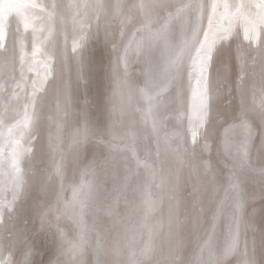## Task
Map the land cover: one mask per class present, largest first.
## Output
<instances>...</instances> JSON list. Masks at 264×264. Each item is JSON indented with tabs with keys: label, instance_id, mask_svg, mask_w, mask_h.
I'll return each instance as SVG.
<instances>
[{
	"label": "rangeland",
	"instance_id": "1",
	"mask_svg": "<svg viewBox=\"0 0 264 264\" xmlns=\"http://www.w3.org/2000/svg\"><path fill=\"white\" fill-rule=\"evenodd\" d=\"M167 1L169 0H163L164 3H167ZM37 2L51 3L53 0H37ZM75 2L83 5L85 3H91L92 0H75ZM115 2L116 0H112L113 4H115ZM120 2L122 8L119 14H117L114 9H109L107 13L101 12L99 21L94 19L90 10L83 8L80 10L81 16L83 11H89V17H91L85 20L86 23L90 24V28L88 29L89 38L82 51L78 50L73 53L71 48L73 38L76 35V28L71 21V17L74 14V10L69 9L67 6L69 3L65 0H55V3L58 5L55 30L53 36L45 45V49L51 51L53 54L52 63L55 71L52 78L45 86V93L40 94L42 97V107L41 118L35 130L36 139L32 141L31 146L33 151L22 163V168H24L25 171L30 167L52 171L53 156L55 155L56 159L59 160L62 153L63 177H57L54 173L52 174L51 179L48 181L49 194L46 198L43 197L42 193L36 192L34 187H30L29 196L24 197L22 200H18L13 206V211L11 213L7 212V210L5 211L4 219L0 222V247L3 248L5 255L14 251L13 249L15 247L13 246L16 244H20L26 238H31L32 234H37L38 238H41H39V242H44L42 243L43 254L41 255L43 257L40 258L41 262L38 261V264H95V261L92 259H96L95 241L99 238V240H101L100 242H102L101 245L104 252H101V259L103 258L102 256H105L104 258L106 259L102 260H106V264H108L107 262H109V259L110 264H128L127 258H129L130 252L132 250L139 251L145 242L148 243L150 240L152 247L150 264H167L166 258L169 253L175 249L177 243L175 229L173 228L170 232V209L175 205V201L170 199L171 189L174 185L178 184L179 188L182 190V194H186L193 190V185L198 182L202 184L205 180L203 172L200 169L202 161L208 162L217 170L226 169L227 167L224 157L218 150V146L223 138L224 129L228 127V124L233 122L231 116L234 110H238L240 104V97L235 89V83L240 69L239 63L235 58L234 48L232 50V55L227 58V63L230 64V67L226 66L223 69L228 76L229 85L225 86V91L214 101L215 111L224 113L225 116H222L219 121L214 122L211 126H206L205 131L208 133L209 137L207 142L210 147L208 150L203 151V153H201V147L204 144L203 136L198 138L196 145H192L190 137L187 136L179 142L181 146H185L188 149L184 163H181L176 153L172 151V148L176 147V142L173 141L171 146H169L164 140L165 132L171 133L179 131L183 135L186 133L187 129L186 119H178V113L186 110L187 107V97L189 94L187 64L189 62V56L194 53L191 48L186 49L182 53L180 61L183 71V79L180 85L181 103H176L174 101L176 88L175 85L172 84L170 85L171 87L169 86L170 88H168L167 92L157 98L152 110L153 116L158 121H163L164 123V130L161 131L159 139V156H156L157 140L152 134V120L149 119L146 123L144 119L147 111V104H145V101L142 103L134 101L132 97V87L130 86L132 82L139 83L140 88L145 87V81H152L155 84L163 83L166 78L164 74V65L166 59L171 56L170 54L172 51L161 47V37L154 42L156 47L153 46L152 48L153 52L151 53L148 65L144 63L145 58L143 56L137 58L134 51L130 50V52L133 53H130L129 60L127 59V64H129V66L127 65V69H129L127 70V76L125 77L123 74L124 66L122 71L117 67L114 69L116 66L114 62L115 51L117 49V44H119L122 39L120 34L121 30H123L125 34V29L130 26L132 21H134L132 25L135 23L140 25V23L146 19L145 15H143L144 13L141 12L139 7H136L141 3V0H120ZM143 2L148 3L149 0H143ZM183 2H188V0H183ZM228 2L237 5L243 3V11L245 15L250 18L257 16L260 12L256 0H228ZM173 3V5L179 4L181 0ZM171 9L174 10V8ZM164 14L166 13L161 12L160 16L150 15L148 19H151L154 27L159 26V24L163 23V19H160V17H166ZM61 16L64 17L63 24L60 21ZM204 23L206 26V20ZM136 24L135 26L138 27L139 25ZM132 25L131 27L133 28ZM237 31L242 33L239 22L237 24ZM127 32L125 37L127 36ZM139 36L140 34H137V39H139ZM19 40H23L25 51L30 54L32 46L31 31L24 32L21 27L19 33L15 32V21H13L9 28V34L5 40V49H0V84L4 85L3 90H0V113L3 114L5 120L6 127L3 128L5 138L8 136V127H11L15 124L16 120L20 118L19 113L22 111L23 98L27 92L31 91L30 81L34 76V73L25 70L27 82L22 85L24 91L21 92L19 89H16L18 97L12 98L13 85L21 79L18 47ZM113 45L116 46L115 50L113 49ZM66 46H68V49ZM133 46V48H135V43ZM181 46L175 54V57L180 53ZM242 54L245 56L243 88L246 104L250 109H255L254 112L250 113L249 124L255 133V141L259 144L260 135L264 132V126L261 125L256 114L261 110L262 103H264V97L261 96L260 91L264 88V43L258 46L257 50L253 52L249 50L247 43L244 42ZM133 58H135V60ZM81 60L83 63V76L87 79L86 87L84 85V80L81 79L80 73L78 72V62ZM132 60L134 62H131ZM128 61L130 63H128ZM152 62L156 63V65ZM229 86L232 87V92L230 94L227 92ZM85 97L90 102L89 117L92 121H95L98 115V105H102L106 109H114V111L112 113V118L106 120L102 137L93 139L92 143L89 144L87 158H84L83 155L77 158L73 152L74 138L76 128L80 126L79 112ZM65 98L69 100L67 106L65 105ZM66 108L68 115L64 116ZM225 119H227V123H225ZM236 123L239 122L236 121ZM113 124L116 126L110 128L109 125ZM221 124H223V127H220ZM123 125L124 129H126L125 131L123 130ZM118 127L121 128V130ZM58 129L60 134L59 140L56 139ZM118 132L122 133V136L120 133L118 134ZM127 133H131L132 135L130 134L131 136H127ZM13 134L15 135V130ZM135 134L136 136L138 135V137H136ZM242 136V130L237 129L233 135V139L239 141L242 139ZM100 139L103 140V143L99 142ZM108 141L112 142L111 146L108 144ZM50 142L59 144L60 152L53 153L49 147ZM126 145H132L134 147L136 153L135 157H133L131 151L126 150ZM8 151L9 149L5 147V158L8 155ZM93 154H95L97 166L94 171L89 170L85 173V166L93 159ZM136 158L152 164L153 167L157 169L158 173L157 179L150 191L153 198L159 201V206L156 211L152 213L147 222V228L141 226L143 224L144 213L142 212L140 193L133 190L136 184L135 177L128 183L127 188L119 191V200L114 199L117 194L111 191L114 183L112 179L114 173L117 176L115 183L119 186L123 183V177L128 174L126 169L136 172L144 171L143 166L137 168L135 163ZM29 160L34 161V164H30ZM105 161H108V163H105ZM82 173H84L83 178L85 180H90L93 183V196L88 201L82 214L80 213L79 206H77L75 209L69 208L67 212L61 216L59 221L60 229L63 232V241H61L59 236L54 237L53 235L55 228L49 231L41 229L40 220L36 214L37 203L39 200L41 206H43L46 199L48 204L55 206L57 196L59 195L61 202L58 207L62 209L65 203L72 200V189L75 185L80 183ZM162 176L163 178L161 180ZM29 182L31 183L30 177ZM61 183H63V190H61ZM163 183L164 187L161 186ZM217 187L219 191L216 192L214 198L206 194L203 199L201 207L206 210V216L202 217L201 227L198 231L192 232L190 229H186L181 233V235L185 237L186 241L184 240V243L189 252V257L196 249L195 244L198 235L203 232L205 227H208L206 220L210 218L212 210H214L217 203L226 196L225 189L228 187L227 182L221 179ZM0 190H2L0 191V199L11 200L12 192L7 176V161H5L3 165H0ZM262 205H264V201H261L259 198L253 202V206L256 208H260ZM108 206H111V212H109ZM180 211L183 213L182 207ZM52 215H56L55 211ZM10 216L13 218L10 219ZM183 218V215H181V219ZM148 228H151L153 231L151 237H149ZM219 228L220 222H217V230H219ZM142 234L143 236L140 237ZM144 234L146 235L144 236ZM81 235H83V242L81 241ZM115 236L117 239L114 238ZM123 236H125V238ZM132 236L135 237V239H133ZM104 238L109 239L108 241L106 239L103 243ZM247 238L251 242L253 238L251 232L247 234ZM112 239H114L113 243L111 242ZM131 239L133 241L135 240V243L133 241L129 242ZM256 239L258 242L259 235H257ZM61 243H63V255L58 250ZM131 243L134 244V247L131 246ZM125 245L127 248L122 247ZM117 247H119L120 250H125L120 251V254L117 255L115 251ZM126 249L128 253H126ZM106 250L108 252L107 254ZM92 252L93 256L95 255L94 258L91 256ZM12 255L14 258V252ZM118 256L119 258H117ZM122 256L124 258H122ZM115 260L116 263H114ZM120 260H124L126 263ZM226 264H239V262L237 258L230 257Z\"/></svg>",
	"mask_w": 264,
	"mask_h": 264
},
{
	"label": "snow or ice",
	"instance_id": "2",
	"mask_svg": "<svg viewBox=\"0 0 264 264\" xmlns=\"http://www.w3.org/2000/svg\"><path fill=\"white\" fill-rule=\"evenodd\" d=\"M260 12L255 17H248L243 11L244 4L237 5L229 3L228 0H188L176 5H169L163 0H149L146 4L141 0L137 5L146 19L137 27L133 25L127 38L124 40L121 50L117 56V64L124 66V76H127V56L130 50L135 52L137 58L143 56L144 63L149 62L154 42L159 40L167 31L168 24L174 18L183 16L187 11L194 12L193 19L186 23L189 24L188 32L190 33L182 42L180 53L174 57L165 68L166 78L163 83L155 84L152 81H146L145 87L140 88L139 92L147 104L145 113V122L152 120V134L157 140V156H159V139L160 133L164 130L163 121H158L152 114L154 104L158 97L168 91L170 85L174 84L176 88L174 101L181 103L180 85L183 79L181 68L182 53L191 48L194 54L189 56L187 64V82L189 94L187 97L186 110L178 113V119L187 121L185 134L176 132H165L164 140L171 146L173 141L176 147L172 151L176 153L181 163L185 162L188 149L179 143L185 138L190 137L192 145H196L198 138L204 137V144L201 147V153L209 149L208 133L205 131L206 126H211L214 122L225 116L224 113L215 111L214 101L225 91V86L229 85V79L224 72V67H230L227 58L235 50V58L239 63V74L235 83V89L240 97L238 110H234L231 124L224 129V135L218 150L226 162V169L217 170L208 162L202 161L200 169L205 177L204 182L193 185V190L182 194L179 185H174L171 189L170 199L175 201V205L170 209V232L175 229L177 236L176 247L166 258L167 264H226L230 257L237 258L239 264H264V205L260 208L253 206V202L259 198L264 201V132L261 133L259 144L255 141V133L249 124L250 113L254 108H249L246 104L243 81L245 76V56L242 54L243 44L247 43L249 50L256 51L258 46L264 43V0H256ZM69 9L74 10L71 21L76 28V35L72 42L73 53L83 50L85 43L89 38L90 24L86 19H90L89 11L80 10L88 9L96 21H99L101 12L107 13L109 9H114L117 14L120 13L122 4L116 0H92L91 3L80 4L75 0H70ZM174 8V11H169ZM58 5L55 0L51 3L37 2V0H0V49H5V40L9 34V28L15 21V31L19 33L21 27L24 32L31 31L32 46L31 53L25 51L23 40L18 41L19 59L21 68V79L13 85L12 98H17L16 89L24 91L22 86L26 83L25 70L34 73L30 81L31 91L27 92L23 98L22 111L19 113V119L15 124L8 127V136L5 138L3 128L6 127L4 116L0 113V165L7 161V176L10 182L12 192L11 200L0 199V222L3 221L5 211L11 213L13 206L18 200L30 195V187H34L36 192L42 193L46 198L49 194L48 181L54 173L57 177H63V155L57 160L53 156L52 171L48 169H35L30 167L27 171L22 168V163L32 153V141L36 139L35 130L41 118L42 97L40 94L45 93V86L54 74L53 54L45 49V45L53 36L55 22L57 19ZM161 12L166 13V17H161L163 23L159 26H153L151 20L147 19L149 15L160 16ZM206 20V26H205ZM64 23V17H60ZM240 23L242 33L237 31V24ZM121 37L124 32L121 30ZM137 34H140L137 39ZM242 35V41H241ZM107 39V34H106ZM135 48L133 49V44ZM113 49L116 46L113 45ZM78 72L81 79L84 80L85 87L87 79L83 76L82 60L78 62ZM4 85L0 84V90ZM261 96L264 97V88L261 90ZM228 94L232 92V87L227 88ZM254 95V94H253ZM69 100L65 98L67 106ZM90 102L85 97L79 112L80 126L76 128L74 138L73 152L77 158L82 155L87 158L89 144L93 139L102 137L106 120L112 118L114 109H106L102 105L97 106L98 115L95 121L89 117ZM107 112V115H106ZM67 108L64 116H67ZM264 126V103L261 110L256 114ZM167 119V118H165ZM238 121L239 123H236ZM227 123V119H225ZM116 126L115 124L109 127ZM223 127V124L220 125ZM237 129L242 130L243 136L239 141L233 139ZM15 130V135L13 134ZM59 129L56 139L59 140ZM51 140V138H50ZM103 143V140H99ZM111 141L108 144L111 146ZM9 149L8 155L4 157V149ZM50 150L53 153L60 152V146L57 143L50 142ZM126 150L136 156L135 149L132 145H126ZM30 164L34 161L29 160ZM108 163V161H105ZM137 168L143 166V172H136L126 169L128 173L123 177V183L119 186L115 183L117 176L114 173L112 192L117 195L114 199L119 200V191L127 188L128 183L135 177L136 184L134 191L140 193L141 205L143 209V226H147L152 213L159 206V201L153 198L150 191L157 179V169L147 161L139 158L135 159ZM96 158L85 166V173L89 170L94 171L96 167ZM223 174V175H222ZM81 174L80 183L72 189L73 196L70 202L64 204L61 209L58 205L61 202L57 196L56 205L48 204L46 199L41 206L39 200L37 203L36 214L40 220L42 230L49 231L55 228L54 237L59 236L63 241V232L60 229L59 221L63 214L69 208L75 209L79 206L82 214L88 201L93 196V183L83 178ZM29 177L30 181L29 182ZM258 177V180H257ZM227 182L228 187L225 189L226 196L220 200L216 208L212 210L210 218L206 220L208 227L198 235L196 240V250L198 255L195 260L189 258V252L184 243L185 237L181 233L190 229L192 232L198 231L201 227L202 217L206 216V210L201 207L206 194L215 197L219 191L217 187L220 180ZM63 190V183H61ZM2 191V190H0ZM230 197V199H229ZM227 201V202H226ZM127 202V201H126ZM183 208V213L180 209ZM111 212V206H108ZM55 211L56 215L52 213ZM183 215V219H181ZM10 219L13 217H9ZM217 222L221 227L217 230ZM211 229V230H210ZM83 231V230H82ZM252 233L251 242L247 234ZM152 229L149 228V237ZM257 235L259 241L257 242ZM135 239V237H133ZM83 242V235H81ZM126 246V245H125ZM75 247V246H74ZM63 255V243L58 249ZM102 245L100 240L96 243V260L95 264H105L101 259ZM152 247L150 240L145 243L139 251H131L128 258V264H150ZM205 253H207L205 257ZM116 254H120L117 248ZM38 255L37 249L31 244H25L20 250L18 257L14 260L11 253L4 254L3 248L0 247V264H36L35 257Z\"/></svg>",
	"mask_w": 264,
	"mask_h": 264
},
{
	"label": "bare ground",
	"instance_id": "3",
	"mask_svg": "<svg viewBox=\"0 0 264 264\" xmlns=\"http://www.w3.org/2000/svg\"><path fill=\"white\" fill-rule=\"evenodd\" d=\"M61 1V0H60ZM66 2H70V0H65ZM78 1H80V0H78ZM176 1H179V0H169V1H167V3L166 4H171V5H173L174 3L173 2H176ZM61 3V2H60ZM62 3H63V1H62ZM67 3V4H68ZM147 4V3H146ZM64 5H65V3H64ZM61 6V5H60ZM68 6V5H67ZM62 7V6H61ZM65 7V6H64ZM133 7H135V6H133ZM137 7V6H136ZM135 7V8H136ZM68 8V7H67ZM133 9V8H132ZM132 9H131V11H132ZM171 9V8H170ZM169 11H174L173 9H171V10H169ZM132 15V14H131ZM144 15V14H143ZM164 15H166V14H164ZM129 16V15H128ZM150 16V15H149ZM133 17V16H132ZM137 17H139V16H137ZM193 17H194V12L192 11V10H189V11H187L183 16H181V17H177V18H174V19H172L171 21H170V23L168 24V27H167V31L163 34V36H162V40H161V42L160 43H162L161 44V47H164V48H166V49H169V50H171L172 51V53L170 54L171 56L168 58V59H166V63H165V65H164V74L166 75V73H165V68H166V66L169 64V62L175 57V54L178 52V50H179V48H180V46L182 45V42H183V40L190 34L189 32H188V27H189V24L188 23H186V20L187 21H191L192 19H193ZM149 17H147V19H148ZM151 18V17H150ZM124 19V18H123ZM160 19H161V17H160ZM151 20V19H150ZM154 20V19H153ZM160 21V20H159ZM135 22H137V21H135ZM134 23V21H132L131 22V24H130V26H128L125 30V34H126V32H127V36L129 35V33H130V31L132 30V27H131V25ZM136 24V23H135ZM134 24V25H135ZM125 25V24H124ZM136 25H139V24H136ZM122 26V25H121ZM133 26V25H132ZM74 27V26H73ZM130 28H131V30H130ZM16 32V31H15ZM125 34H124V37L120 40V43L119 44H117V49H116V51H115V55H114V62H115V68L114 69H116V67L119 69V70H123V65H118L117 64V56H118V53L120 52V50H121V47H122V44H123V42H124V40L127 38V36L125 37ZM16 35V34H15ZM120 37V36H119ZM119 39V38H118ZM118 41V40H117ZM115 44H116V42H115ZM134 45V44H133ZM160 45V44H159ZM155 46V45H154ZM134 47V46H133ZM156 47V46H155ZM62 49V48H61ZM68 49V48H67ZM134 49V48H133ZM156 49V48H155ZM154 49V50H155ZM111 52V51H110ZM153 52V51H152ZM155 52V51H154ZM159 52V51H158ZM130 53H133V52H129V54ZM135 53V52H134ZM156 53V52H155ZM162 53V52H161ZM114 54V53H113ZM129 54H128V56H127V59L130 57L129 56ZM131 55V54H130ZM133 55V54H132ZM157 55V54H156ZM70 56V55H69ZM134 57V56H133ZM156 57V56H155ZM159 57V56H158ZM135 58H136V56H135ZM135 58H133L134 60H135ZM132 59V58H131ZM130 59V60H131ZM158 59V58H157ZM129 60V59H128ZM137 60V59H136ZM150 60V59H149ZM155 60V59H154ZM159 60V59H158ZM157 60V61H158ZM186 60V59H185ZM231 60V59H230ZM140 61V60H139ZM160 61H161V59H160ZM111 62H113V61H111ZM131 62H134L133 60L131 61ZM231 62V61H230ZM65 63V62H64ZM69 63V62H68ZM128 63H130L129 61H128ZM152 63H154V62H152ZM114 64V63H113ZM151 64V63H150ZM155 65H156V63H154ZM64 65V64H63ZM128 66H129V64H127ZM133 65H134V63H133ZM132 65V66H133ZM136 65V64H135ZM139 65V64H138ZM146 65H148V63L146 64ZM153 65V64H152ZM113 66V65H112ZM111 66V67H112ZM62 67V66H61ZM131 67V66H130ZM129 67V68H130ZM135 67V66H134ZM137 67V66H136ZM142 67V66H141ZM233 67V66H232ZM60 68V67H59ZM133 68V67H132ZM131 68V69H132ZM143 68V67H142ZM151 68V67H150ZM146 69H148V68H146ZM127 70H129V69H127ZM152 70V69H151ZM120 71V72H121ZM141 71V70H140ZM145 71V70H144ZM149 72V71H148ZM153 72H155V71H153ZM147 73V72H146ZM226 73V72H225ZM149 74V73H148ZM155 74V73H154ZM157 74V73H156ZM142 78V77H141ZM143 78H145V77H143ZM150 79V78H149ZM141 80H143V79H141ZM141 80H140V82H141ZM147 80V79H146ZM144 82V81H143ZM146 82V81H145ZM126 83V82H125ZM143 85V84H142ZM144 86H145V84H144ZM143 86V87H144ZM130 87H132L131 89H132V92H133V99H134V101L135 102H137V103H142L143 101H144V99L142 98V96H141V94H140V92H139V89H140V85H139V83H134V82H132V84H131V86ZM171 87V86H170ZM169 87V88H170ZM165 93V92H164ZM145 103V102H144ZM146 104V103H145ZM167 104V103H166ZM1 105V104H0ZM131 107V106H130ZM58 109V108H57ZM137 109V108H136ZM53 111V110H52ZM8 116V115H7ZM252 119V118H251ZM75 124V123H74ZM129 124V123H128ZM127 125V124H126ZM129 126V125H128ZM105 128V127H104ZM119 128V127H118ZM128 128V127H127ZM136 128H138V127H136ZM120 130H121V128H119ZM135 129V128H134ZM123 130L125 131L126 129H124V125H123ZM138 130V129H137ZM128 131H129V129H128ZM127 132V131H126ZM130 132H132V131H130ZM120 132H118V134H119ZM124 133V132H123ZM136 133V132H135ZM70 134V133H69ZM121 134V136H122V133H120ZM131 134V133H130ZM129 133H127V136L128 135H130ZM72 135V134H71ZM132 135V134H131ZM130 135V136H131ZM126 136V137H127ZM135 136H136V134H135ZM133 137H134V134H133ZM136 137H138V135L136 136ZM135 137V138H136ZM128 138V137H127ZM137 139V138H136ZM131 140V139H130ZM129 140V141H130ZM236 140V139H235ZM128 141V142H129ZM237 141V140H236ZM111 151V150H110ZM146 151V150H145ZM148 151V150H147ZM215 151V150H214ZM117 154V153H116ZM156 155V154H155ZM154 155V156H155ZM68 156V155H67ZM157 156V155H156ZM213 157V156H212ZM220 157V156H219ZM65 158L67 159V157L65 156ZM70 159V158H69ZM210 159V158H209ZM75 160V159H74ZM225 160V159H224ZM6 161V160H5ZM226 163V162H225ZM71 164V163H70ZM67 165H68V163H67ZM130 165V164H129ZM137 166V165H136ZM224 166V165H223ZM220 167H221V165H220ZM219 167V168H220ZM67 168V167H66ZM72 168V167H71ZM74 169V168H73ZM160 173H161V171H160ZM72 175V174H71ZM121 175V174H120ZM223 175V174H222ZM161 176V175H160ZM159 176V177H160ZM72 177V176H71ZM162 178H163V176L161 177V180H162ZM164 180V179H163ZM165 181V180H164ZM160 182V181H159ZM163 182V181H162ZM161 182V183H162ZM165 183V182H164ZM164 183L161 185V186H163L164 185ZM65 185H67V184H65ZM70 185V184H69ZM159 185V184H158ZM158 187V186H157ZM164 187V186H163ZM160 189H164V188H160ZM160 192V191H159ZM59 193V192H58ZM57 196V195H56ZM66 198H67V196H66ZM229 199H230V197H229ZM227 202V201H226ZM72 210V209H71ZM75 212V211H74ZM73 212V213H74ZM143 212V211H142ZM77 213V212H76ZM165 213V212H164ZM143 214V213H142ZM79 215V214H78ZM157 215V214H156ZM72 216V215H71ZM140 216H141V214H140ZM159 216V215H158ZM65 218V217H64ZM71 218V217H70ZM74 218V217H73ZM76 220V219H75ZM80 221V220H79ZM149 221V220H148ZM117 223V222H116ZM143 223V222H142ZM151 223V222H150ZM22 224V223H21ZM148 225V224H147ZM81 226V225H80ZM142 226V225H141ZM140 226V227H141ZM144 227V226H143ZM146 227V226H145ZM148 227V226H147ZM146 227V228H147ZM220 227H221V225H220ZM81 229H83V228H81ZM107 229V228H106ZM140 229H142V228H140ZM80 230V229H79ZM97 230V229H96ZM99 230H100V228H99ZM143 230V229H142ZM142 230H140V231H142ZM148 230H149V228H148ZM34 231H35V229H34ZM93 231V230H92ZM101 231V230H100ZM105 231V230H104ZM103 231V232H104ZM139 231V230H138ZM106 232H107V230H106ZM153 232V231H152ZM17 233V232H16ZM26 233V232H25ZM28 233V232H27ZM90 233V232H89ZM99 233V232H98ZM102 233V232H101ZM126 233V232H125ZM145 233V232H144ZM148 233V232H147ZM29 234V233H28ZM92 234H93V232H92ZM104 234V233H103ZM114 234V233H113ZM33 235V234H32ZM31 235V238H26L23 242H21L19 245L18 244H16L15 246H13V247H15L13 250L14 251H12V252H10V253H12L13 254V252H14V260L18 257V254H19V252H20V250L24 247V245L27 243V244H31V245H33L36 249H37V251H38V255H36V257H35V261H36V264H38V261H40L41 262V260H40V258L41 257H43V256H41L43 253H42V246H43V244L42 243H44V242H42V243H40L39 242V238H38V236H37V234H34L33 236ZM80 235V234H79ZM139 235H140V233H139ZM146 234H144V236H145ZM96 236V235H95ZM143 236V234L140 236V237H142ZM79 237V236H78ZM86 237V236H85ZM98 237H100V236H98ZM107 237V236H106ZM122 237V236H121ZM124 238H125V236H123ZM128 237H130V236H128ZM21 238V237H20ZM95 238H97V237H95ZM103 238V237H102ZM111 238V237H110ZM114 238H116L117 239V237L115 236ZM132 238H133V236H132ZM138 238V237H137ZM24 239V238H23ZM41 239V238H40ZM99 239V238H98ZM106 239L107 238H104L103 239V243L106 241ZM109 239V238H108ZM108 239H107V241H108ZM115 239V240H116ZM140 239V238H139ZM17 240V239H16ZM84 240H86V239H84ZM113 240L114 239H112L111 240V242L113 243ZM121 240V239H120ZM119 240V241H120ZM122 240H123V238H122ZM127 240V239H126ZM125 240V241H126ZM149 240V239H148ZM87 241H89V240H87ZM86 241V242H87ZM101 241V240H100ZM131 241H133L132 239L129 241V242H131ZM135 241V240H134ZM133 241V242H134ZM138 241V240H137ZM136 241V242H137ZM186 241V240H185ZM46 242V241H45ZM85 242V243H86ZM96 243H97V240L95 241ZM126 242H128V241H126ZM128 242V243H129ZM145 242V241H144ZM95 243V244H96ZM102 243V242H101ZM109 243V242H108ZM116 243V242H115ZM135 243V242H134ZM139 243V242H138ZM146 243V242H145ZM7 244V243H6ZM42 244V245H41ZM106 244V243H105ZM130 244V243H129ZM137 244V243H136ZM143 244V243H142ZM94 245V244H93ZM115 245V244H114ZM118 245H119V243H118ZM117 245V246H118ZM123 245V244H122ZM134 244H132L131 243V246L132 247H134L133 246ZM186 245V244H185ZM5 246V245H4ZM107 246V245H106ZM112 246V245H111ZM110 246V247H111ZM88 247V246H87ZM104 247V246H103ZM123 248H125L126 246H122ZM47 248V247H46ZM54 248V247H53ZM117 248H119V247H117ZM116 248V249H117ZM127 248V247H126ZM48 249V248H47ZM93 249H95V248H93ZM110 249V248H109ZM114 249H115V247H114ZM130 249V248H129ZM11 250V249H10ZM105 250V249H104ZM125 249H122V250H120V251H124ZM131 250V249H130ZM93 251V250H92ZM116 251V250H115ZM126 251H127V249H126ZM133 251V250H132ZM135 251V250H134ZM46 252V251H45ZM52 252V251H51ZM110 252V251H109ZM113 252V251H112ZM102 253H104L103 252V250H102ZM108 252H107V250H106V254H107ZM126 253H128V251L126 252ZM91 254V253H90ZM95 254V253H94ZM115 254V253H114ZM121 254H123V253H121ZM191 254V253H190ZM103 255H105V254H103ZM125 255V254H124ZM127 255V254H126ZM198 255V252H197V250L195 249L194 251H193V253L191 254V256L189 257L190 259H192V260H195L196 259V256ZM206 255H207V253H205V257H206ZM13 256V255H12ZM93 258H94V256H93V252H92V255H91ZM111 256H113V255H111ZM110 256V257H111ZM103 258L102 259H106V258H104L105 256H102ZM107 257V256H106ZM109 257V256H108ZM121 257V256H120ZM126 257H128V256H126ZM89 258V257H88ZM91 258V257H90ZM117 258H119V256L117 257ZM122 258H124L123 256H122ZM116 259V258H115ZM121 259V258H120ZM128 259V258H127ZM91 260V259H90ZM90 260H89V262H90ZM92 260H96V259H92ZM92 260H91V262H92ZM117 260V259H116ZM116 260H115V262L114 263H116ZM125 260V259H124ZM124 260H120L121 262L122 261H124ZM106 261V260H105ZM109 262H110V259L108 260ZM113 261V260H112ZM39 262V263H40ZM109 262H107L108 264H110ZM125 262V261H124ZM123 262V263H124ZM126 263V262H125ZM42 264V263H41ZM105 264H106V262H105Z\"/></svg>",
	"mask_w": 264,
	"mask_h": 264
},
{
	"label": "water",
	"instance_id": "4",
	"mask_svg": "<svg viewBox=\"0 0 264 264\" xmlns=\"http://www.w3.org/2000/svg\"><path fill=\"white\" fill-rule=\"evenodd\" d=\"M68 46H66V48H67ZM72 49V48H71ZM51 52V51H50Z\"/></svg>",
	"mask_w": 264,
	"mask_h": 264
}]
</instances>
